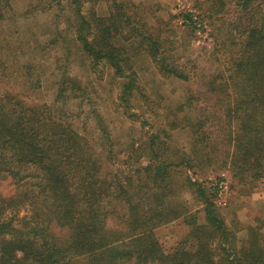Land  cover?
Masks as SVG:
<instances>
[{
  "label": "trees",
  "instance_id": "trees-1",
  "mask_svg": "<svg viewBox=\"0 0 264 264\" xmlns=\"http://www.w3.org/2000/svg\"><path fill=\"white\" fill-rule=\"evenodd\" d=\"M205 2L217 12L235 3L247 22L230 36L236 52L228 75H217L208 87L232 129V177L250 183L251 190L264 178V0ZM72 4L82 50L127 77L125 92L131 93L135 79L124 75L121 64L127 58L118 44L122 24L131 26L129 18L118 11L88 19L81 0ZM9 10L10 0H0V20ZM184 19L197 29L193 15ZM135 34L129 41L139 38ZM141 40L161 74L189 80L169 64L159 39L144 35ZM2 82L0 77V180L11 182L14 194L0 193V264H264V233L250 227L248 238L240 240L205 184L189 180L204 206V223L189 216L182 200H174L173 167L193 159L165 158L153 138L148 164L140 162L129 174L105 176L101 158L73 125L57 118L48 105L2 94ZM22 209H28L24 216L19 215ZM181 218L191 231L167 253L156 230Z\"/></svg>",
  "mask_w": 264,
  "mask_h": 264
},
{
  "label": "rangeland",
  "instance_id": "rangeland-1",
  "mask_svg": "<svg viewBox=\"0 0 264 264\" xmlns=\"http://www.w3.org/2000/svg\"><path fill=\"white\" fill-rule=\"evenodd\" d=\"M10 3L11 10L0 20L2 94L29 105H48L91 143L105 176L129 174L140 162L148 164L154 138L158 154L165 158L193 159L173 167L171 175L174 200L185 203L189 216L205 222L204 206L190 190L189 180L205 184L209 193L224 181L228 193L215 203L238 238L247 239L250 227L264 233V178L250 190V183L232 177L228 158L232 129L208 87L217 75H228L236 52L230 36L237 34L236 26L247 25L235 3L217 12L218 7L211 8L205 0H81L88 19L116 16L118 11L129 18L131 26L122 24L125 31L118 44L127 58L121 64L124 75L135 79L131 93L125 92L127 77L82 50L72 0ZM186 14L193 15L197 29L184 19ZM134 33L139 38L129 41ZM144 35L161 41L169 64L184 72L188 81L159 72L147 42L141 40ZM0 193L10 197L14 185L0 180ZM27 213L22 209L19 215ZM190 231L181 218L159 227L156 235L169 253Z\"/></svg>",
  "mask_w": 264,
  "mask_h": 264
},
{
  "label": "built area",
  "instance_id": "built-area-1",
  "mask_svg": "<svg viewBox=\"0 0 264 264\" xmlns=\"http://www.w3.org/2000/svg\"><path fill=\"white\" fill-rule=\"evenodd\" d=\"M211 188H212V192L215 193V195L218 198H220V197L224 196L225 194H227L228 190H229L227 184L224 181L219 183V184L213 185Z\"/></svg>",
  "mask_w": 264,
  "mask_h": 264
},
{
  "label": "crops",
  "instance_id": "crops-1",
  "mask_svg": "<svg viewBox=\"0 0 264 264\" xmlns=\"http://www.w3.org/2000/svg\"><path fill=\"white\" fill-rule=\"evenodd\" d=\"M240 220H241V218H240ZM227 224L230 226L231 223L227 222Z\"/></svg>",
  "mask_w": 264,
  "mask_h": 264
}]
</instances>
